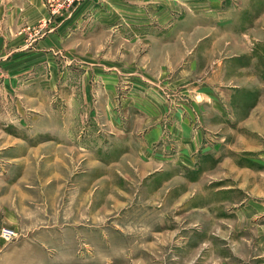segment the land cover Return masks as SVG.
Instances as JSON below:
<instances>
[{
    "label": "rangeland",
    "instance_id": "374dc122",
    "mask_svg": "<svg viewBox=\"0 0 264 264\" xmlns=\"http://www.w3.org/2000/svg\"><path fill=\"white\" fill-rule=\"evenodd\" d=\"M39 3L32 39L63 37L0 106V253L25 241L37 264H264V111H251L264 97V0ZM224 50L233 59L217 63ZM213 74L215 92L199 95ZM226 162L237 180H217ZM193 199L209 214L194 217Z\"/></svg>",
    "mask_w": 264,
    "mask_h": 264
},
{
    "label": "crops",
    "instance_id": "0c3cea01",
    "mask_svg": "<svg viewBox=\"0 0 264 264\" xmlns=\"http://www.w3.org/2000/svg\"><path fill=\"white\" fill-rule=\"evenodd\" d=\"M28 3H29L28 6L25 7V5L21 6L19 2H17L16 0H13V1L0 0V67H1L2 72L4 73V77L6 75V78L9 79V80H5L4 78L3 80L0 81V106H3L2 108L3 110H5V106L8 103L6 99V95L8 94V92L12 93V91H8V90L12 89L13 91H15L16 89H19L18 85L21 82L20 77L27 72L25 71L27 66L33 65L35 63H40L42 61V54L40 52L48 50L46 48L47 46H49V49H51V45H53L55 48L58 47V44L60 43L63 37L61 34H59L62 31V28H61L58 30L57 33H55L54 31V34H52L53 32H51L42 38L32 39L31 29L37 27V26H34L36 24H33V23H35L36 21L39 22V20L41 21V18H43V15H45L46 11L45 9L43 10L42 6L38 5L39 0H28ZM207 36L196 39L194 41V46H195L194 48L198 46L201 47L202 45L207 44V42L205 41L207 39L206 38ZM236 45L241 46V44H238V43ZM224 46L226 48H228L229 46L233 48L234 44L232 42L230 44L224 43ZM224 53H226V50H224ZM196 55L198 54H196L195 52V56ZM206 56L215 57L213 55H206ZM233 57L234 56L232 54L228 55L226 53L224 56L222 55L221 59L217 60V63L218 62L227 63L228 61L232 60ZM51 59L54 60L52 54L51 56L49 55L46 56V60L50 61ZM199 77H201V75H199ZM205 77L206 76H204V78ZM214 78H216V74H213L212 76L208 78V80L205 82L207 84L206 86L197 88V90L199 91V95H206V94L211 95L213 92H215V87L214 88L211 87L212 82L210 81V79L212 80ZM247 84L250 86L249 81L247 82ZM222 91H224L225 104H228L229 106L233 107L235 104V99H236L235 89L225 84V86L220 89V92ZM244 97H245L244 99H247L246 96ZM257 102L259 103L256 106H254L251 111H253V113L259 114V111L261 110V108H263V111H264V97H262V99ZM255 117L256 116H253V114L252 116H250L251 120L253 121V125L258 126V122H255ZM243 151L244 153H251V152L253 153L255 151V148L254 146L249 145ZM226 164L227 165H221V166L214 167V172H215L217 180H234L235 181L234 176H236V180H237L240 177L241 173H243V171H241L239 174V172L235 171V168L232 166V164H230V162H226ZM104 168L105 166H101V170L103 169L104 171ZM243 170H245L247 173L250 174L248 168L247 169L244 168ZM235 172L238 174H236ZM2 174L3 176H5V171H3ZM3 182L5 181L3 180ZM197 185L198 184H194V188H192V190L195 191V190H198V188L201 189V185H198V186ZM250 185H252L251 182H249V186ZM247 187H248V184L245 185L244 183L238 189L245 192ZM220 189H225L226 191H232L236 188L235 186L231 185V186H226L224 188H219L218 190ZM2 194L3 196L5 195L4 186L2 188ZM260 195L264 196L263 194L259 193V196ZM183 201L185 200L184 199L178 200L176 203L177 206L185 204V202ZM192 201H193L192 211H194L193 213L194 217H197L198 214L200 215V217H202V215L206 216V212L208 213L207 209L205 207H202V205L198 202V200L193 199ZM2 202L4 203L5 199H2ZM224 203H225L224 201L219 200V201L213 202L212 205L214 204L218 206L219 204H224ZM247 213L250 215L249 211H247ZM210 218L211 220H213V217H210ZM249 220H250V216L248 215H246V217L244 215L242 216V221L248 222ZM2 224H5V217L2 220H0V225ZM6 224L13 226V227H17V229L19 230H20V227L25 226V225H22L21 222L18 225V222H16L14 218H8L6 221ZM195 224H200V226L202 225L201 221L196 222ZM230 226L233 227V225L231 224ZM40 233L46 234L45 232H40ZM54 233L57 236L60 234L58 231ZM214 233H215L216 238L228 237V234L231 235L228 238H233L234 236V234H232L233 230L232 229L229 230L227 228L225 229V232H224L222 231L221 228L218 229L216 227V230ZM36 235H40V234L38 233ZM36 235H32V237L31 235H29V237L27 238L42 237V236H36ZM43 237L49 238L47 236H43ZM35 251L36 249L28 242L24 241V242L15 244L9 247L6 251H3L0 253V264H37V261H35L36 258L34 255ZM198 254L199 253L197 252L196 255ZM197 260H198V257L195 258L194 264L197 263Z\"/></svg>",
    "mask_w": 264,
    "mask_h": 264
},
{
    "label": "built area",
    "instance_id": "2783aa9c",
    "mask_svg": "<svg viewBox=\"0 0 264 264\" xmlns=\"http://www.w3.org/2000/svg\"><path fill=\"white\" fill-rule=\"evenodd\" d=\"M15 236L14 231L10 229H5L4 230V238L6 240H10Z\"/></svg>",
    "mask_w": 264,
    "mask_h": 264
}]
</instances>
